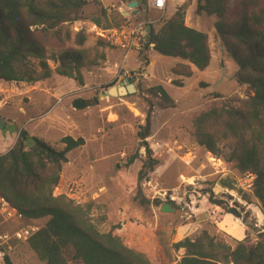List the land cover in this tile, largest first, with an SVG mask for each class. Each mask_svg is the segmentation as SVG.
Segmentation results:
<instances>
[{"label":"rangeland","instance_id":"obj_1","mask_svg":"<svg viewBox=\"0 0 264 264\" xmlns=\"http://www.w3.org/2000/svg\"><path fill=\"white\" fill-rule=\"evenodd\" d=\"M90 1L83 19L73 26L74 31L84 30L90 36L88 47L104 31L93 23L101 17L102 10L108 12L112 25L117 19V28L159 20L154 25L158 28L177 8L189 4L186 24L208 34L211 65L203 72L194 69L191 78H179L172 69L182 63L180 59L149 50L148 64L142 65L140 55L132 54L122 67V52L110 46L104 52L105 60L94 53L90 55L83 70L84 86L57 74L34 85L0 81V117L17 126L18 131L24 127L31 136L59 149L64 148L60 144L64 137L84 138L85 146L68 154L55 195L65 194L81 205L95 201L93 217H106L101 231L117 227L116 233L124 242L145 253L153 264H179L184 251H174L173 244L194 239L203 231L235 247L241 240L223 230L222 220L227 215L245 230L250 243L258 241L264 232V215L253 197L255 177L240 173L235 163L217 159L193 137L194 116L220 102L214 94L225 98L250 94L249 90L235 94L239 88L234 79L238 66L216 35V17L198 15L197 0H169L163 18L150 7L129 8L130 0ZM234 11L231 4L232 18ZM35 65L40 71L38 62ZM49 66L55 68L52 62ZM132 78H136L135 94L103 97ZM33 86L54 92L26 95ZM158 86L165 89L167 96L155 90ZM21 93L26 96L16 98ZM75 99L86 100L88 107L76 110L72 105ZM145 126L150 128L151 136L142 142L139 134ZM18 136V132L0 131V153H6ZM146 144L158 162L153 172L145 167ZM221 147L226 155L233 149ZM210 191L227 210H237L240 217L210 204ZM245 195L251 203L244 201ZM163 204H169L174 211L163 213ZM46 222H25L19 227L28 224L40 229ZM17 227L0 216V235L12 233ZM5 254L14 264H42L25 242L0 245V264H5Z\"/></svg>","mask_w":264,"mask_h":264},{"label":"trees","instance_id":"obj_2","mask_svg":"<svg viewBox=\"0 0 264 264\" xmlns=\"http://www.w3.org/2000/svg\"><path fill=\"white\" fill-rule=\"evenodd\" d=\"M134 1L138 2L139 10L149 7L147 0L130 3ZM90 3V0H0V81L34 85L57 74L84 86L83 70L90 55L94 53L105 60L104 52L110 48V43L101 37L88 47L90 36L84 30H73ZM231 4L235 9L233 18ZM188 7L185 3L158 28L152 25L149 30V43L155 52L182 61L172 69L179 78H191L194 69L205 71L213 58L208 34L186 24ZM202 13L216 17V35L238 66L234 79L250 94L231 98L214 94L220 102L194 116L193 137L217 159L235 163L240 173L255 177L253 197L264 215V0H197V14ZM93 23L102 30L119 27L116 18L111 24L105 10ZM149 50L150 47L140 54L142 65L148 64ZM155 90L167 96L163 87ZM72 105L76 110H85L88 102L75 99ZM150 136V128L145 126L139 139L145 142ZM30 138L36 143L28 148L26 142ZM60 144L63 149L22 129L13 148L0 154V198L17 209L27 222L47 220L25 242L38 260L42 264H153L145 253L124 242L116 233L117 227L101 231L106 217H93L95 201L81 205L65 194L55 195L68 154L84 147L85 139L67 136ZM222 145L233 148L230 154L224 153ZM146 151L145 167L153 172L158 162L152 158L147 144ZM208 194L210 204L240 217L237 210H227L211 191ZM243 199L251 203L249 196ZM172 248L184 251L179 264H264V232L255 243H250L245 233L244 240L232 247L203 231L194 239L185 238L173 244ZM4 263L14 264L7 254Z\"/></svg>","mask_w":264,"mask_h":264},{"label":"built area","instance_id":"obj_3","mask_svg":"<svg viewBox=\"0 0 264 264\" xmlns=\"http://www.w3.org/2000/svg\"><path fill=\"white\" fill-rule=\"evenodd\" d=\"M149 7L158 12L162 18L166 14L169 0H147ZM159 23L155 22H140L130 23L121 28H116L99 33L101 38H104L110 43V46L122 52V67L132 54L140 55L146 48H153L149 43L150 26ZM0 216L4 222H12L18 227L12 233H5L0 235V245H8L10 242H26L34 234L39 231L37 226L24 225L26 219L24 216L13 208L5 199L0 198Z\"/></svg>","mask_w":264,"mask_h":264},{"label":"water","instance_id":"obj_4","mask_svg":"<svg viewBox=\"0 0 264 264\" xmlns=\"http://www.w3.org/2000/svg\"><path fill=\"white\" fill-rule=\"evenodd\" d=\"M138 7L139 5L137 1H134L129 4V8L131 9H135V8L137 9ZM135 82H136V78L126 79L125 83H123L121 86L111 88L107 93L103 94V97L105 98H107L108 96L123 97L131 94H135L137 91L135 87ZM0 131H2L3 133L9 131L10 134H14L18 132V135L20 133V131H18L17 126L7 124L6 121L1 117H0ZM35 143L36 140L34 138H30L27 140L26 145L28 148H31L32 146L35 145ZM173 211H174L173 208H171L169 204H164L162 207L163 213H171Z\"/></svg>","mask_w":264,"mask_h":264},{"label":"crops","instance_id":"obj_5","mask_svg":"<svg viewBox=\"0 0 264 264\" xmlns=\"http://www.w3.org/2000/svg\"><path fill=\"white\" fill-rule=\"evenodd\" d=\"M175 12V11H174ZM189 27H192V26H190V25H188ZM192 28H194V27H192ZM151 50H153V48H151ZM154 51V50H153ZM182 62V61H181ZM43 90H45V91H43ZM35 91H39V92H46V91H48V92H51V93H53L54 92V90H51V89H48V88H46V89H44V88H39V87H37V86H33L32 87V90H30V92L28 93V94H26V95H30L31 94V92H35ZM242 91H246V88H244V87H240V85H239V88H238V90L237 91H235V94L236 93H240V92H242ZM25 95V93H21V94H19L16 98H20L21 99V97H23V96H26ZM22 129H25L24 127H22ZM21 129V130H22ZM20 130V131H21ZM26 130V129H25ZM27 131V130H26ZM29 132V131H28ZM30 133V132H29ZM31 134V133H30ZM40 139V138H39ZM16 141H17V138L15 139V142L11 145V147L8 149V151L11 149V148H13V146L15 145V143H16ZM7 151V152H8ZM6 152V153H7ZM0 154H5V153H0ZM201 211V210H200ZM200 213V215H202L201 214V212H199ZM204 217V216H203ZM228 217V218H227ZM222 222L224 223V231H227L228 233H232V234H235V235H237L238 236V238H239V240H243L244 239V237H245V230H243L238 224H236V222H234V220H232V218H230V215H227L226 217H224V219L222 220ZM227 224V225H226Z\"/></svg>","mask_w":264,"mask_h":264}]
</instances>
